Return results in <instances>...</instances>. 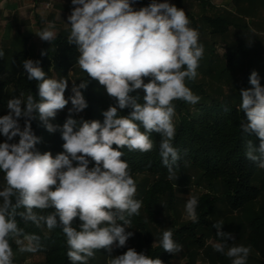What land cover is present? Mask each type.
<instances>
[{
  "label": "clouds",
  "instance_id": "9594fccd",
  "mask_svg": "<svg viewBox=\"0 0 264 264\" xmlns=\"http://www.w3.org/2000/svg\"><path fill=\"white\" fill-rule=\"evenodd\" d=\"M133 2L72 0L76 7L68 17L71 26L68 43L78 49L80 69L117 101V106L102 113L103 123L97 120L78 123L71 116L62 128L49 123L69 102L64 96L68 82L46 79L39 61H23L27 79L40 82L37 86L40 99L37 101L31 94L24 98L21 93L19 98L8 101L9 114L0 117V133L6 137V142L0 143V171L6 183L0 191V264H13L10 237L23 245L21 251L35 253L42 247L37 235L24 234L18 227L17 215L37 227L42 223L49 230L62 227L69 249L67 257L72 264H88L96 250L106 249L110 254L116 242L118 247L125 246L133 233L126 232L124 226L129 227L130 218L139 215L142 202L134 198L136 184L119 149L149 152L154 147L150 135L157 133L161 136L162 163L170 177L174 175L180 156L172 145L173 101L191 104L199 101L185 80L197 76L204 49L198 31L189 27L183 9L167 0L163 3L152 0L148 6L134 10ZM54 29L55 24L48 22L36 34L51 42L56 35ZM44 54L42 51L41 55ZM4 55L0 50V58ZM145 78L149 82L145 83ZM249 82L253 87L241 90L240 104L248 122L242 121L240 127L260 139L258 149L251 141L247 142L246 158L264 169V87L256 71L251 73ZM86 87L87 81L78 86L73 81L70 113L88 107L81 91ZM140 89L144 92L143 103L138 102V95H130ZM125 108L132 109L130 115H120L118 109ZM34 113H38L49 133L59 128L64 152L53 157L51 152L41 154L35 150L40 138L31 128ZM20 118H24L23 129ZM17 136L18 143L7 142ZM89 158L94 161L92 168ZM197 206L196 197H191L185 206L193 222H198ZM21 207L25 211L17 212ZM49 208L55 211L46 216L34 211ZM76 218L80 221L79 230L73 227ZM223 225V221L213 224L222 241L213 245L214 250L231 258V264H246L250 247L232 246L225 252L226 241L235 237L222 231ZM21 236L23 240L19 239ZM161 245L171 254L182 251V246L172 239L171 231L163 233ZM109 264H163V261L129 248L111 258Z\"/></svg>",
  "mask_w": 264,
  "mask_h": 264
},
{
  "label": "trees",
  "instance_id": "16d2710c",
  "mask_svg": "<svg viewBox=\"0 0 264 264\" xmlns=\"http://www.w3.org/2000/svg\"><path fill=\"white\" fill-rule=\"evenodd\" d=\"M185 1L167 0L169 4L183 9L190 21L189 27L198 31L196 19L185 10ZM206 1L202 3L203 9L211 8V4ZM156 2L163 3L165 0H156ZM150 3L152 0H134L132 7H146ZM204 20L212 39L225 37L228 33V29L223 28L225 21H221L219 18L214 20L205 16ZM69 35L70 30H61L55 35V39L51 42L43 41L39 47L35 43H31L30 38L18 35L0 47V50L5 53L4 57L0 58V110L7 107L10 98H19L21 93H23L24 98L31 94L39 101L37 86L40 82L28 80L23 69V61L32 59L39 61V66L45 72L46 79L58 81L66 79L72 85L75 81L76 86L87 81L86 89L81 91L88 107L78 113L74 110L70 113L69 110L73 108L69 99L73 95L71 92L65 96V99L69 101L68 104L63 110L57 112L55 118H50L49 123L62 128L69 116L77 120L78 123L82 120H97L103 123L104 116L102 113L107 111L110 106H117V101L107 94L104 86L100 85L97 80L88 77L87 73L80 69L78 65L79 52L75 45L68 43ZM210 44L205 42L203 48L209 47ZM212 49L214 50V47ZM42 51L45 53L44 55H41ZM204 57L203 55L200 59L199 67L207 69L208 73H212L213 70L216 71L215 74H212L216 76L219 84L207 86L203 81L198 82L196 77L195 79H186V86L200 98L199 101L195 104L183 100L173 101L175 115L172 120L175 126V136L172 145L177 149L180 156L177 166L174 168V175L170 177L167 168L162 163L159 155L161 136L157 133L150 135L154 147L149 152L133 151L127 147L119 149L123 152L122 159L128 164L129 174L136 184L137 190L134 198L142 202L139 215L130 218L131 225L129 228L143 236V242L139 246L140 253H144L152 259L159 258L163 264L172 261L174 254L163 250L162 236L159 237V242L155 247L150 245L149 240L156 229L153 227L152 230L149 226L155 223L154 219L159 211H155L154 208L161 198L168 193L172 197V190L176 182L187 175H193L194 178L198 179V182L210 187L221 188L223 190L222 198L204 197L200 199L196 209L198 222L184 225L177 230L174 227L172 239L179 245L185 240L191 239L190 241L193 240L192 242L204 247L205 237L213 235L221 243V238L217 236L216 229L210 227L209 222L214 204L216 201H223L232 211L249 209L252 213L251 218L248 219L247 231H245L246 239L257 257L255 258L256 263L264 264V202L263 205H260L259 211L253 207L255 203L264 201V169L259 168L256 163L246 158L247 142L251 141L253 147L258 149L260 139L255 133H245L240 127L242 121L248 122L246 114L240 109L241 90L253 87L249 82V77L253 71L258 73L260 85L264 87V70L258 71L249 65L243 45L235 53L227 48L223 57L213 56L212 60L210 57ZM239 72H242L240 78L237 75ZM145 80L146 83L149 82V78H145ZM130 95H138V102L143 103L144 92L142 89ZM118 111L120 115L128 116L132 109L125 108L118 109ZM34 117L31 120V128L34 135L40 138L35 145V150L41 154L51 152L53 157L64 152L62 147L64 141L59 128L54 133H49L44 123L39 119L38 113H34ZM19 123L23 129L24 118H20ZM141 131H144L142 126ZM4 142H6V137H4ZM7 142L18 143L19 136ZM113 147L116 148L117 146L113 145ZM73 164L76 166L77 162L73 161ZM93 166L94 161L89 158V168ZM0 175L4 177L2 171H0ZM143 175L152 177L154 180L153 189L150 192L143 191V184L136 183V178ZM3 183L4 189L6 183L5 181ZM159 194L162 196L159 197ZM0 203H2V199H0ZM21 211H25V209L23 207L17 209V212ZM34 211L39 215L46 216L55 210L49 208L45 210L34 209ZM15 219L18 227L23 229L24 234H34L40 238L42 247L35 253L21 251V244L16 243V238L10 237L13 264L23 262L25 257L29 255L40 256L42 261L39 264H72V261L67 257L69 249L62 227L58 226L49 230L44 223L37 227L32 222H25L19 215ZM79 223V219L76 218L73 227L78 229ZM118 223L123 226V222L118 221ZM19 239L23 240V236ZM114 244H118V242ZM127 250L126 246H117L116 252L110 254L106 249L96 250L94 256L89 258L88 264H108L111 258L118 257ZM225 256V254L220 253L221 260H224ZM186 264L196 263L192 259Z\"/></svg>",
  "mask_w": 264,
  "mask_h": 264
},
{
  "label": "rangeland",
  "instance_id": "374dc122",
  "mask_svg": "<svg viewBox=\"0 0 264 264\" xmlns=\"http://www.w3.org/2000/svg\"><path fill=\"white\" fill-rule=\"evenodd\" d=\"M66 7L65 16L66 21L71 15L75 5L72 4ZM205 1V0H204ZM203 0H186L185 10L190 12L192 16L196 19L198 24L199 33V43L201 45L206 43H211L209 47L203 48L204 58L210 57L212 60L213 56L223 57L226 53L227 48L235 53L240 46L243 45L247 53V61L250 66L259 70H264V0H207L206 2L211 4V8L207 7L203 9ZM141 6H133L134 10H139ZM204 16L212 19H220L225 21L223 23V28L228 29V33L225 37H216L214 40L209 34V29L206 27V22ZM221 25V23H219ZM222 28V29H223ZM224 30V29H223ZM59 30L56 31V35ZM2 36V35H1ZM0 37V47L5 45L4 41ZM42 41H33L37 47L41 45ZM215 44V46H214ZM204 47V46H203ZM214 47V50L212 49ZM210 48V49H209ZM213 50V51H212ZM212 51V52H211ZM197 76L196 80L198 82H205L207 86L211 84L218 85L216 76L212 73H216L213 70L212 73H208L207 69H202L198 66L196 69ZM238 77H242V72H239ZM73 80V77H72ZM146 83V80H145ZM73 85L68 82V87L64 93L67 96L72 92ZM13 98H10L11 100ZM7 101V100H6ZM3 111V112H2ZM9 109L6 107L0 110V117L9 114ZM20 124V123H19ZM4 142V136L0 133V143ZM74 166V164H73ZM3 176L0 175V191L3 190ZM137 184H143L142 190L150 192L153 189L154 180L152 177L147 175L139 176L136 178ZM222 189L214 188L198 182L197 178L193 175H187L176 182L174 189L171 194H166L163 196L154 208L155 211L159 213L155 216L154 225H150V229H156L153 231L152 238H150V245L155 247L159 242V237L163 236L165 231L173 232L174 227L176 230L183 227L184 225L190 224L193 221L188 217L186 213V203L191 197H196L198 202L204 197H209L212 199L222 198ZM162 194H159L161 197ZM264 201L257 202L253 206L256 211H259L260 205H263ZM252 213L249 209H243L240 211H232L223 201H216L214 204V209L210 218V227H213L214 223L223 221L222 231L226 233H231L235 239L226 241V251L227 248L232 246H246L250 247L247 243V231L249 225V218H251ZM154 227V228H153ZM215 229V228H214ZM126 232H132L133 235L127 240L125 246L129 249H135L137 253H140L139 246L143 242V236L139 235L134 229L125 226ZM160 234V235H159ZM145 235V234H144ZM191 239H189L190 241ZM185 240L180 243L182 246V251L174 254V259L167 264H186L190 260L194 259L196 264H231V258L225 256L224 260H221L220 253L214 250L213 245L220 243L215 239V237L209 236L205 237V246L200 247L198 243L192 241L189 242ZM26 243V242H25ZM23 247V245L21 244ZM117 244L112 246L111 252H116ZM251 251L247 257L246 264H258L255 261L256 255L253 249L250 247ZM24 257V256H22ZM42 258L38 255H29L25 257V260L19 264H39ZM109 264V261H108Z\"/></svg>",
  "mask_w": 264,
  "mask_h": 264
},
{
  "label": "crops",
  "instance_id": "0c3cea01",
  "mask_svg": "<svg viewBox=\"0 0 264 264\" xmlns=\"http://www.w3.org/2000/svg\"><path fill=\"white\" fill-rule=\"evenodd\" d=\"M51 1L53 9H39V4ZM71 3L69 0H0V37L5 44L13 37L22 35L31 42L42 41L36 34L43 30L48 22L55 24L56 31L70 30L65 11ZM2 35V36H1Z\"/></svg>",
  "mask_w": 264,
  "mask_h": 264
},
{
  "label": "built area",
  "instance_id": "2783aa9c",
  "mask_svg": "<svg viewBox=\"0 0 264 264\" xmlns=\"http://www.w3.org/2000/svg\"><path fill=\"white\" fill-rule=\"evenodd\" d=\"M39 9H43L46 11H51L53 9V5L51 1L43 2L39 4Z\"/></svg>",
  "mask_w": 264,
  "mask_h": 264
}]
</instances>
